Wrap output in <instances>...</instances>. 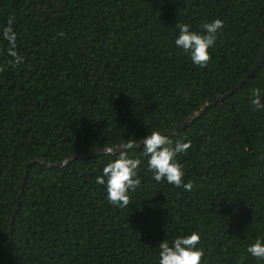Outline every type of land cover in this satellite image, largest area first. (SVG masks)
I'll return each mask as SVG.
<instances>
[{
  "label": "trees",
  "instance_id": "1",
  "mask_svg": "<svg viewBox=\"0 0 264 264\" xmlns=\"http://www.w3.org/2000/svg\"><path fill=\"white\" fill-rule=\"evenodd\" d=\"M10 15L24 63L0 72V264H159L162 241L194 231L201 264H264L247 251L264 241V58L236 87L264 48V0H0V65ZM217 18L201 68L176 25ZM154 130L191 141L190 191L156 182L141 145V184L113 206L96 178L116 155L71 159Z\"/></svg>",
  "mask_w": 264,
  "mask_h": 264
},
{
  "label": "clouds",
  "instance_id": "2",
  "mask_svg": "<svg viewBox=\"0 0 264 264\" xmlns=\"http://www.w3.org/2000/svg\"><path fill=\"white\" fill-rule=\"evenodd\" d=\"M15 22L14 16L8 17V26L3 29V39L9 42L7 55L11 57L5 64L0 65V72L6 70L8 65L16 67L24 63V58L17 51V33L13 30ZM224 21L220 18L212 22L202 24L203 31L190 30L189 24L178 23V38L175 44L190 55L192 62L203 68L206 67L211 59L210 48L215 45L218 39V32L223 28ZM222 35V32H220ZM250 103L253 110L264 109V102L261 99V90L255 89L252 93ZM142 143L144 157H148V169L153 173L156 182H162L166 179L167 183L176 187H182L185 191L193 188L191 180L184 181L185 165L181 163L177 156L186 153L191 147V141L184 140L173 141L170 135L152 131L143 138L142 142L129 140L128 143L119 147L121 151L117 155L115 149L107 147L105 153L116 155V159L108 162L103 168L102 175L96 178V184L105 186L107 199L113 206L121 208L128 207L131 204L130 192H135L141 184V178L138 175L141 159L129 156V151L138 148ZM201 237L198 232H192L187 236H179L173 244L165 239L159 244L160 259L159 264H201L204 250L197 248ZM247 251L254 257L264 259V241L256 239Z\"/></svg>",
  "mask_w": 264,
  "mask_h": 264
},
{
  "label": "water",
  "instance_id": "3",
  "mask_svg": "<svg viewBox=\"0 0 264 264\" xmlns=\"http://www.w3.org/2000/svg\"><path fill=\"white\" fill-rule=\"evenodd\" d=\"M263 58H264V48L262 49V51L259 53V56H258V58H257V60H256V63L254 64V66H253V68L251 69V71L246 75V77L242 80V81H240L237 85H236V87L238 88V87H240L249 77H250V75L253 73V71L258 67V65L261 63V61L263 60ZM227 96V94L226 95H222V96H219V97H217V98H215L212 102H210L209 104H206L201 110H200V112L199 113H195L192 117H190V118H188L185 122H183L182 124H179V125H176L175 126V128H174V132H172L171 134H173V133H177L179 130H181V129H184L196 116H198V115H200V114H202L203 112H204V110H206V108L207 107H209V106H211V105H214L216 102H219V101H222L225 97ZM143 140V139H142ZM142 140L141 141H139V142H142ZM142 145V143H140V145H139V147ZM113 148H117V149H115L114 151H115V153H117V152H119V151H121V149H119V147H113ZM106 149V148H105ZM105 149H99V150H93V151H91V152H88V153H84V154H75V155H73L72 157H71V159H73V158H88V157H90V156H95V155H99V154H104L105 153ZM69 161V159L68 160H64V161H61V162H57V163H52V162H46V161H44V160H42V159H40V158H37V159H34L33 161H31V162H29L28 164H27V168H29V166L33 163V162H41V163H43V164H46V165H48V166H63V165H65L67 162ZM27 176V174H25V176L24 177H26ZM18 208H19V202L17 203V205H16V208H15V212L18 210ZM11 251V248H9V252ZM9 255H10V253H9ZM7 261H9V257H8V260Z\"/></svg>",
  "mask_w": 264,
  "mask_h": 264
}]
</instances>
